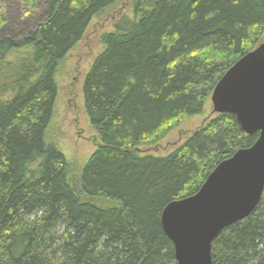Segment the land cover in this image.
<instances>
[{
    "label": "trees",
    "instance_id": "16d2710c",
    "mask_svg": "<svg viewBox=\"0 0 264 264\" xmlns=\"http://www.w3.org/2000/svg\"><path fill=\"white\" fill-rule=\"evenodd\" d=\"M119 1L49 0L45 21L20 41L0 22V264H177L163 211L259 138L225 114L170 156L138 155L202 115L225 73L264 34V0H138L134 18L103 36L105 50L85 80L101 146L75 179L46 139L56 70L93 18ZM23 2L38 10L37 0ZM19 51L28 55L9 59ZM212 260L264 264V195L216 238Z\"/></svg>",
    "mask_w": 264,
    "mask_h": 264
},
{
    "label": "water",
    "instance_id": "95a60500",
    "mask_svg": "<svg viewBox=\"0 0 264 264\" xmlns=\"http://www.w3.org/2000/svg\"><path fill=\"white\" fill-rule=\"evenodd\" d=\"M211 102L219 115H234L242 131L259 134L254 146L220 163L193 196L172 202L162 227L177 264H213L212 245L225 229L250 217L264 195V43L222 77Z\"/></svg>",
    "mask_w": 264,
    "mask_h": 264
},
{
    "label": "rangeland",
    "instance_id": "374dc122",
    "mask_svg": "<svg viewBox=\"0 0 264 264\" xmlns=\"http://www.w3.org/2000/svg\"><path fill=\"white\" fill-rule=\"evenodd\" d=\"M137 1L120 0L116 5L93 18L82 41L57 66L58 96L46 139L48 144L57 146L64 154L75 179L101 146L99 135L92 127L86 112L85 80L94 63L105 50L103 36L114 32L115 24L121 18H134ZM48 2L49 0H37L38 10L35 11L25 5L23 0H0V22H5L3 29L9 34H14L19 41L29 38L30 33L45 21ZM263 43L264 34L256 48ZM27 55L28 51H19L13 53L9 59H23ZM218 116L219 114L214 112L210 98L202 115L175 124L164 139L153 145L139 147L137 153L141 156H170L192 135ZM91 202L103 208L118 206L107 199H96Z\"/></svg>",
    "mask_w": 264,
    "mask_h": 264
},
{
    "label": "bare ground",
    "instance_id": "6f19581e",
    "mask_svg": "<svg viewBox=\"0 0 264 264\" xmlns=\"http://www.w3.org/2000/svg\"><path fill=\"white\" fill-rule=\"evenodd\" d=\"M256 49H257V48H256ZM256 49H255V50H256ZM255 50H253V51H255ZM253 51H251V52H253ZM245 56H246V55H245ZM242 58H243V57H242ZM242 58H241V59H242ZM241 59H240V60H241ZM240 60H238V61H240ZM238 61H237V62H238ZM237 62H236V63H237ZM236 63H235V64H236ZM235 64H234V65H235ZM234 65H233V66H234ZM224 115H225V114H224ZM257 134H258V133H257ZM258 139H259V138H258ZM237 152H238V151H237ZM237 152H236V153H237ZM236 153H235V154H236ZM235 154H234V155H235ZM232 157H233V156H232ZM229 159H230V158H229ZM227 160H228V159H227ZM225 161H226V160H225ZM221 163H222V162H221ZM207 179H208V178H207ZM219 235H220V234H219Z\"/></svg>",
    "mask_w": 264,
    "mask_h": 264
}]
</instances>
